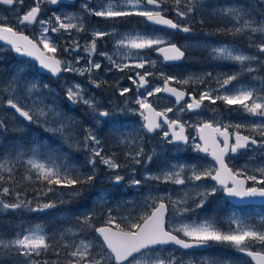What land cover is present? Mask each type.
<instances>
[{"label": "snow or ice", "instance_id": "6c2138e0", "mask_svg": "<svg viewBox=\"0 0 264 264\" xmlns=\"http://www.w3.org/2000/svg\"><path fill=\"white\" fill-rule=\"evenodd\" d=\"M168 2L169 0H107V3L92 7L90 0H84L81 8L89 16L115 20L137 15L156 25L192 33V27L183 22L194 17L201 10L202 0H174L175 7H164ZM23 3L24 0H0V6L16 9L13 15L17 17L15 25L11 23L9 17L0 18V41H5L7 45H10V50L16 54L34 58V61L39 63L41 70H47L53 76L63 72L75 73L79 76L88 74L90 83L99 88L101 84L93 79V75L101 69L102 65L94 61L93 54L97 52V41L108 36L113 38L119 36V38H115L118 59H114L108 53H100L111 65V68L106 69L108 71L115 69L122 72L128 69H145L146 65H155L156 61L142 55V50L155 49L163 55L165 61L174 62L185 58L186 50H182V47L165 41L159 36L140 33L120 35L115 33V30L105 32L93 29L92 39L84 45H81L76 37H72L66 42L67 46L62 47V51L67 56L71 57L75 54V61L59 59L56 54L61 50V45L56 43L54 34H68L71 37L73 31L77 34L86 32L82 16L54 12L48 19L40 18L42 5H59L61 0H34V5L20 15L18 9L23 7ZM260 3H264V0H260ZM170 10L179 17V22L166 18L165 13ZM213 15L229 22V27L217 28V34L236 36L247 33L249 47L254 48L256 54H245L239 48L230 45L210 46L207 51L213 60L235 62L241 68L240 71L232 74L217 73L214 77L217 88H206L200 92L198 99L191 93L172 87L171 83L188 85L196 80L203 83L206 78H212V73H205L201 77L190 76L184 80H177L176 77L161 72L159 75L163 79V85L156 86L151 91L147 90L149 87L148 77L153 76L154 73L144 71L141 74L137 71L135 76L129 75L128 79L133 85H136L135 104L138 107L128 109V111L138 113L143 121L131 133H121L120 128L115 127L116 121L113 114L106 109H99L94 97L86 96L85 89L81 84L68 85L66 96L70 103L86 105L98 125L113 124L112 135L118 144L126 146L127 150L123 152V155L129 163L124 165L119 163L115 153L106 155L103 142L90 127L85 128L83 140L77 141V146L82 147L88 153L87 164L91 168L90 174L79 173L77 169L69 168L66 162L51 153L46 157H41L38 146L31 149L32 155L27 159H24V153L19 152L14 157L10 155L0 157V210L28 209L32 212H45L55 209L57 202L65 203L62 198L64 195L76 196L79 194L75 190V186L91 185L95 181L97 163H99L113 173L109 179L114 184H119L125 179L124 176L118 174L123 167H128L132 173L133 178L130 180L132 187H139L142 183L155 182L157 187L150 190L149 194L143 198L144 206L150 211H145L138 217L131 215L120 217L121 221L127 222L122 226V223L118 222V218L112 215L113 210L109 209L106 226L94 229L97 236L93 240L80 239L79 242L75 240L78 232L84 233L92 230V213L77 217L78 227L64 229L58 237L49 235L40 224L30 225L28 228H22L21 232L17 233L13 239H5L0 236V251L14 250L19 264H184V261L176 257L175 254L163 256L156 249L160 246L175 245L180 249L188 250L205 248L210 243H218L230 245L239 253L250 257L252 261H255V264H264V250H251L253 244L264 248V222L258 226L233 216L229 218V229L224 231L211 219L198 222H183L182 219L183 214L204 207L207 198L218 191H223L228 197L240 200L264 198V179H258L256 175H249L243 169L233 171L225 163V155L229 152L235 154L240 150L247 149L250 145L264 148V81L259 88L234 84L244 74L251 75L258 70H264V60L260 59L264 56V19L257 20L251 12L235 5L216 6ZM200 23L203 25V19L200 20ZM36 24H39V34L35 40L24 35L22 31H17V28ZM208 34L211 35V33ZM257 37L260 38L259 42H257ZM165 44L167 46H162ZM40 45L43 46L42 49ZM81 48L86 53L85 57L79 55ZM121 49L126 50L122 56L120 55ZM81 59H86V64L77 67ZM253 63L259 68L251 67L250 65ZM246 64L249 66L245 67ZM257 79L261 78L252 76V80ZM46 89H48L47 84L41 86L38 82L30 81L22 83L19 77L13 76L6 84L0 85V110H14L13 115L18 114L29 123L42 121L44 124H48L51 116L59 120V125L48 130L63 134L71 121L65 122L61 119L62 114L56 110L55 106L44 102L45 98L42 93ZM140 89L145 91L141 92ZM118 91L119 95L124 97L130 93L131 89L123 87L118 88ZM159 93H168L175 97L177 106L175 110L178 113L193 112L198 115L197 110L204 106V101L207 100L211 104L223 101L227 106H239L249 116L260 117L262 122L251 125L242 123L233 125L222 124L217 118L212 121L201 120L188 124L187 121L181 122L179 117L170 119L168 113L173 112L174 108L157 111L149 101L150 97ZM186 95L191 96V102L185 105L182 102ZM5 96L7 97L6 101ZM29 99L32 100L31 104L27 103ZM125 103H130V101L126 99ZM3 127L4 121L0 120V128ZM186 127L196 128L199 140L202 142L196 143V138L193 137L191 144L193 150L210 153L218 167L201 169L198 164H173L155 174L145 170L143 180L136 179L135 166L142 163L149 164L155 154L154 152H145L144 136L141 133L146 135L160 130L162 142L175 143L177 146L182 142L184 145H188L189 137L185 134ZM233 127L236 131L230 133L229 129ZM242 128L248 129L251 135H243L240 131ZM257 136L259 139L256 138ZM233 137L234 142H230ZM145 157H147L146 160ZM18 166L24 169L21 182L27 181L41 185L43 190L36 192L37 201L42 197H47L49 193H55L57 186L71 189V191L60 193L47 203L37 202L35 207H32V200L21 199L22 193L15 191L17 184L15 172ZM255 171L264 176V168H257ZM4 173H7V178ZM186 173L190 174L186 175ZM241 176L244 178L241 179ZM206 178H210L215 183L211 186H204L202 182ZM247 181L252 182L251 187L246 186ZM169 183L179 186L190 184L191 187H183V195L179 199H174L169 192H161L159 188L160 184ZM180 191L181 189H176L175 194L178 195ZM14 192L16 202L5 203L3 197L12 195ZM154 192L157 194H153ZM192 192H195V197L191 195ZM169 210L177 218V223L172 227L169 226V221L166 218V213ZM232 225L235 227L233 228ZM69 234L73 236L70 243L66 242V237ZM49 241H54V243ZM66 249L71 250L66 251ZM50 250H54L57 256L56 260L34 259V257L48 254ZM187 264H192V261H188ZM201 264H218V262L204 260ZM223 264H231V261H224Z\"/></svg>", "mask_w": 264, "mask_h": 264}, {"label": "rangeland", "instance_id": "374dc122", "mask_svg": "<svg viewBox=\"0 0 264 264\" xmlns=\"http://www.w3.org/2000/svg\"><path fill=\"white\" fill-rule=\"evenodd\" d=\"M100 1H103V3H107V0H99L97 2V5L100 4ZM202 1H208V0H202ZM227 1V6L228 5H235V6H239L242 3V0H226ZM245 1V0H244ZM248 1V6L251 7L254 5L253 0H247ZM264 4V3H263ZM34 5V0H24L23 3V10L22 8H19V14L22 13V11H26L28 8H30L31 6ZM167 5L169 6V8L175 7L174 5V0H169V2L167 3ZM16 9H8V8H3L0 7V18L3 17H9L11 20V23L13 25H15L16 23V19L17 17L15 15H13V12H15ZM63 13L65 15L70 14L71 12H69L66 9H61L59 11H54L52 10V7L50 6V4H44L42 5V12L40 15L41 19H48L49 17H52L53 13ZM169 12H174V11H169ZM174 15L176 16L175 12ZM264 15V14H263ZM132 16H137V15H132ZM131 16V17H132ZM177 17V16H176ZM179 18V17H177ZM128 19V18H127ZM189 22H193L194 21V17H191L188 19ZM127 21V20H126ZM128 28L131 27H135L132 23V21L128 20ZM55 23V21L53 20V24ZM138 24L139 21L137 22ZM32 26H28L25 28H31ZM144 28L148 29L149 31H151V33H147V32H142L139 29H131L129 31H115V33H118L120 35H124L127 33H131L133 35L140 33V34H148V35H152V36H159L161 38H163L165 41H169L171 35L169 33H167L166 31H161L156 33V32H152V31H156L154 28H147L144 26ZM100 29V28H99ZM114 29H100V31H105V32H111ZM39 34V24L33 25V27L30 29V36H32L34 39L37 38ZM55 36V40L56 43L61 45V50H59L58 52H62V60H68L71 59L73 61H75V54H73L71 57L67 56V54H65L62 51V47L63 46H67L66 42L68 40H70L72 37H76V36H69L68 34H64V35H60V34H54ZM78 39V37H76ZM115 38H119V36H116ZM115 38H113L112 36H110V41H111V47H109V43L107 41H105L103 43V45L99 46L97 48V52H96V56L97 59L94 57L93 54V59L95 62H99L101 63L102 67L101 69L97 70L95 72V74L93 75V79H95L98 82H102L104 79V74H110L111 72L106 70L111 68V65L109 63V61L107 59H105V57L101 56L100 53H108L109 55H112L114 59H118V57L116 56L117 53V49L115 46ZM79 41V39H78ZM41 48H43L42 45H40ZM149 53H147V50H142V55H146L149 59L156 61L155 65H146L145 67V71H149L154 73V76L158 77L155 78L153 82H151L150 86L147 88L148 91H151L152 88L156 87V86H162V82L163 79L160 77V73L163 72L166 75H170L173 77H176L177 80H184L188 77H199L198 73L194 70H186L184 72L181 73V75L179 73H177L175 70L172 69H168L166 68L164 65L161 64V58L158 55L152 54L153 49H148ZM124 49L120 50V55H124L125 54ZM10 52V54L8 53ZM152 52V53H151ZM79 55L81 57H85V52L83 50H79ZM0 61L5 62V66H1L0 68V85H4L6 84L13 76H17L20 78L21 82L23 83L24 81H30V82H38L41 86L47 84L48 85V89L44 90L42 95L45 96V91H49L50 89V84L54 85L55 87H57V91L54 93L52 92L50 97L51 98H55V100L57 99L58 102L60 103V101H62L61 103H63V108L62 107H57L56 110L58 112H60L61 115V119L65 120V122L71 121V126L69 127V131L68 129H66L67 131H65L63 134L59 133V132H53V131H49V128H56L59 125V120H56L53 117H49V123L48 124H44L42 121L39 122H35L34 124L39 125L41 128H43L45 131H49L51 133L61 136H65L64 138L69 139V138H73L79 141H82L84 136H85V128H93V130L96 132L98 138L103 142V147H104V151L106 155H110L112 153H114L115 149L112 146H115L116 139L115 137L112 135V128H113V124L112 123H108V124H96L95 120L93 119V116L90 112V110L88 109V107L86 105H84L83 103H76V104H72L67 100V96H66V89L68 87V85H71L73 83H79L83 86V88L85 89V94L88 97H94L95 101L98 104V108L101 110H108L109 112H111L114 116V113H120V115H124L126 117V119H124V121H127L124 125L123 129H120L121 133L123 132L124 134H128L131 133L135 128L139 127L140 124L143 123L142 118L140 117V115L136 112L133 111H128V109H135L138 107V105L135 104V98H136V85L133 86H128V85H116V86H104V87H95L93 84L90 83L89 81V76L88 74H85L84 76H79L75 73H67L65 75H63L61 78H58V80L54 81L52 80L53 78L48 76L47 79H43L40 78V73L37 70L36 64L32 61H30L29 59H20V58H16L9 47L7 46H3L0 45ZM124 62V61H122ZM189 62V61H187ZM86 64V59H81L80 64L77 65V67L80 66H84ZM151 68V69H150ZM129 70V69H128ZM127 71V70H125ZM122 71V72H125ZM199 80H196V82L194 83H190L188 85H182L180 84V87L186 86V87H191L193 89L198 88V90L200 91H204L206 88H212V89H216L217 87H209V86H201L199 87ZM109 87V92L106 90ZM123 87H129L131 89L130 93H128L126 96L122 97L119 95V91L118 88H123ZM260 87V86H259ZM257 87V88H259ZM141 92H144V89H140ZM58 92L60 93V95L62 96L61 98H57ZM101 92V93H100ZM109 93H112L113 95L111 96ZM146 94V93H145ZM219 94V93H217ZM45 98V97H44ZM112 98H114L115 100H113ZM5 101L7 99V97H4ZM129 100L130 103H125V101ZM149 101L160 111H163L165 108H174L173 111V117L177 118L180 117V120L183 121H187L188 124H193V123H197L198 121L201 120H215V119H219L220 122L222 124H237V123H242V124H248L251 125L253 123L259 124L262 122L260 117H253V116H249L247 113H245L243 111L242 108H239V106H227L223 103V101H217L215 104H211L210 107H204L202 109L199 110L198 115L197 114H193L190 112H185V113H178L175 109L177 106H175L174 102L167 97H164L161 93L156 94L153 97L149 98ZM44 102L47 103L46 99H44ZM57 102V103H58ZM27 103L31 104L32 100L29 99L27 100ZM210 103V102H209ZM185 105L187 104L184 103ZM49 105H53L56 106L58 104L53 103V104H49ZM66 105H70L71 107H74L73 110L76 111H70L68 109H66ZM231 107V110H229V108ZM85 109V110H84ZM121 109H123V111H121ZM14 110L11 109H7V110H0V120L6 121L11 127L14 128H20L23 127L25 124L29 123L28 121L24 120L21 117H17V114L13 115ZM129 115H128V114ZM76 115H80L79 117H76ZM86 117H83L85 116ZM115 117V121L117 122L118 120L121 123V120L119 118ZM115 122V127L118 128L117 123ZM129 128V129H128ZM192 129V135H191V141L190 143L192 144V138L195 137L197 135H195V130L194 127H188ZM233 129H235L233 127ZM243 132H248L250 133V131L248 129H240ZM125 131V132H124ZM251 134V133H250ZM141 135L144 136L143 133H141ZM162 133L158 132L156 133L154 136L152 137H147L144 136V141L145 142H150L152 143L154 146V148L159 149L160 147H163V144H165V142H162ZM131 138V137H129ZM195 142L198 143L197 138L195 139ZM105 144L108 148H105ZM82 149V148H81ZM83 150V149H82ZM193 148L191 146V151ZM182 151H189L188 148H181L180 147V152ZM19 153H24V158H27L28 156L32 155L31 150L27 151L25 149L22 150H18ZM41 152V151H40ZM174 153H176L177 151H174ZM49 154V152H45L44 155L40 156L41 157H46ZM5 155H10V154H5ZM4 156V155H3ZM12 157H14L15 155H10ZM88 154H86V158H87ZM188 164L186 160L180 158V163H170L169 165H173V164ZM103 165H100L99 163H97V168H96V172H98V170H100V168ZM167 166L165 167V169L167 168ZM258 168H263L262 166H259ZM106 169V168H105ZM257 169V168H255ZM255 169L253 170H248V174L249 175H256L258 177V179H264V176H261V174L259 172H256ZM108 170V169H106ZM101 172L104 174V176H101V178L96 182V192L93 195L92 199L94 200V202H96L98 204V206H100L101 204H108L110 201V199L106 198V194L107 191L105 189L104 186H101L102 184H104L105 180L107 179L108 176H110L111 174H108L105 172V170H101ZM111 173V172H109ZM131 173V172H130ZM190 174V173H186ZM144 176V173H143ZM204 186H211V183H205V180L202 182ZM157 187V185L155 184V182L150 183L147 182L146 183V189L144 190V192L140 195V203L139 205H141L143 202V198L146 197L149 194V191L152 189H155ZM183 187H188L190 188L191 185H187V186H179V185H174V187H167L165 185L160 184L159 188L161 190V192L167 191L169 192V194L173 195L174 199H179L180 196L183 195ZM60 189V190H59ZM56 189V192L54 193V195H52L51 199H49L50 197H48V201L49 200H53L55 199V197L57 195H59L60 193L63 192H67V191H71V189H65V188H59ZM176 189H181V191L179 192V194H175L176 193ZM57 190H59V192H57ZM153 194H157V193H153ZM192 196H195V192L191 193ZM66 197V195H64L62 198L64 199ZM198 200V199H197ZM48 201H46L45 203H47ZM198 202V201H197ZM5 203H10V200H7ZM138 205V206H139ZM106 208H110L109 205H105ZM263 212V213H262ZM6 213H2V215H4ZM115 215L118 216V220L120 217H123V214H119L118 211H116L114 213ZM263 214V215H262ZM50 217L53 219L56 218H60V217H67L68 211L66 209H51L50 213H49ZM236 216L238 218H242L244 221H246L249 224H254V225H260L262 222H264V210H258L255 208H247L245 209L244 213L242 214L241 210L236 211L233 210L232 212H227L226 214L223 215L222 221L224 222L223 225H220L217 223V219H215V222L217 224L218 227H220L222 230L227 231L229 229V218ZM183 222H198V221H202V220H206V219H197V218H192V217H187V216H183L182 217ZM167 220L169 221V226H175V224L177 223V218L173 216L171 210H170V214L168 215ZM213 220V219H211ZM36 224H40L42 225L45 229V225L42 222V220H21V219H11L8 220L7 224H6V228H7V232L5 234H0V236L4 237L5 239H13L15 238L16 234L21 232L22 228H28L30 225H36ZM232 227L234 228L235 225H232ZM47 230V229H46ZM80 239H87V240H93V238H87L85 236H80L76 239V242H79ZM73 239H66V242H71ZM218 244V243H215ZM228 247H231L228 244H225ZM260 247L262 248L260 245L257 246V248ZM233 248V247H232ZM264 250V248H263ZM157 252H160L163 256H171L172 254H175L176 257L180 258L184 261V264H187L188 261H192V264H201L202 261L204 260H215L218 262V264H222V260L221 258H216V257H212L213 252L215 251V248L212 250L211 253L209 252H180V255L178 252H176L175 248L172 247H168V248H160L156 250ZM260 251V250H259ZM221 262V263H220ZM0 264H19V259L15 256H10L9 258H6V260H3L2 262H0Z\"/></svg>", "mask_w": 264, "mask_h": 264}, {"label": "flooded vegetation", "instance_id": "af4514ba", "mask_svg": "<svg viewBox=\"0 0 264 264\" xmlns=\"http://www.w3.org/2000/svg\"><path fill=\"white\" fill-rule=\"evenodd\" d=\"M99 0H90V5L92 7H96L97 6V2ZM84 2V0H65L63 2H61L59 5H51L52 10L54 11H59L61 9H66L69 12H71L72 14H76V15H80L82 16L83 19V23L85 24L86 27V32H82L77 34L75 31H73L72 36H76L79 39V43L81 45H84L86 42L90 41L92 39L91 36V32L93 29L95 30H100L102 29H114L115 31H129L131 29H139L142 32H147V33H151V31H149L148 29L144 28H151V29H155L156 31H152V32H160L161 31H166L167 33H169L171 35L170 40L168 42H171L173 44H176L178 47H182L183 50H186L185 52V58L183 59L182 62L180 63H173V64H165L163 62V58H161V64L164 65L166 68L168 69H172L175 70L177 73H179L181 75L182 72L186 70H194L198 73L199 77L203 76L205 73H212V78H206L204 80L203 83L199 84V87L201 86H209V87H217V83L215 80V76L217 73H227V74H232L233 72L236 71H240L241 66L235 62H231V61H226V60H213L209 54L207 49L210 46H219V45H230L232 47L235 48H239L241 51H243L245 54H249V55H255V49L249 47V43H248V39L247 36L248 34L245 33L243 35H236L233 36L231 34H217L216 33V29L217 28H227L229 27V22L222 20L220 17L218 16H214L213 12L216 6H227V1L226 0H208V1H202V7L201 10L197 12V14L194 16V21L193 22H189V20H185L183 23H187L189 24L193 31L192 33H184L181 31H176V30H170V29H166V28H162V27H158L156 25H154L151 22H147L146 18L141 17V16H128V17H123V18H118L115 20H110V19H105L102 17H96V16H89L87 14H85L83 12V9L81 8V4ZM254 5L249 7L248 6V1L247 0H242V3L238 6V7H243L245 9V11L251 12L252 15L257 19H264V4L260 3V0H253ZM103 3V1H100V4ZM3 8H7L6 6H0ZM164 7L169 8V6L167 4L164 5ZM22 10L24 9L23 7H21ZM25 11H22V13L20 15H22ZM166 17L172 19L174 22H179V18H177L174 15V12H167L165 13ZM128 18V19H127ZM247 18V17H245ZM203 19L204 23L203 25H201L200 20ZM127 20V21H126ZM132 21L133 25L135 27H131L128 28V22ZM139 21L140 24H138L137 22ZM33 27V26H32ZM31 27V28H32ZM31 28H17V31H22L23 33L27 34L29 37L30 36V29ZM100 28V29H99ZM208 33H211V35H209ZM33 38V37H32ZM34 39V38H33ZM259 37H257V42H259ZM35 40V39H34ZM107 41L109 43V47H111V41H110V36L105 37L104 39H101L99 41H97V48L101 45H103V43ZM166 45V44H165ZM80 50H83L82 48ZM153 52V53H152ZM151 53L155 54V49H153ZM147 53H149V50H147ZM57 58L61 59L62 57V52H58L57 54ZM86 55V53H85ZM97 54L94 53V57L97 59ZM261 60H264V56L260 57ZM189 61V62H187ZM249 65H245V67H247ZM251 67L254 68H259L258 65H256L255 63H253L252 65H250ZM151 69V68H150ZM139 71L141 72V74L145 71V69H129L125 72H121V71H117L115 69H112L110 72V74H104V79L102 82H100L101 87L104 86H116V85H128V86H133L132 82L128 79L129 75L135 76V73ZM68 72H63L58 78H61L63 75L67 74ZM252 76H256V77H260L261 79H257V80H252ZM58 78H53L52 80H58ZM155 78H158L156 76H150L148 77L149 80V86L151 84V82L154 81ZM264 78V70H258L254 73H252L251 75L249 74H244L242 75L237 81L234 82V84L240 85V84H244V85H248V86H252V87H259L262 84V81ZM173 85H176L178 87H180L179 83L173 82ZM163 85V82L162 84ZM109 87H106L108 89H106L109 92ZM184 88L186 89L187 93H191L193 94L197 99L199 98V94H200V90H198V88L196 89H192V88H186V86H184ZM101 93V92H100ZM111 96L113 95L112 93H109ZM113 100H115L114 98H112ZM174 102V101H173ZM189 103L190 101H184L182 102L184 103ZM175 104V102H174ZM211 103H209V101H204V107H210ZM176 106V104H175ZM74 108V107H72ZM201 108V109H202ZM200 110V109H199ZM199 110H197V112H199ZM193 112H190V114ZM128 114V113H127ZM173 112L168 113V117L170 119H176L173 117ZM195 114V113H193ZM129 115V114H128ZM114 116H116V118H119L121 120H118L116 123L118 125V128L123 129L124 125L127 121H124V119H126V117L124 115H120V113L115 112ZM178 118V117H177ZM180 119V117H179ZM212 121V120H210ZM181 122H184L183 120H181ZM165 130H166V126ZM129 129V128H128ZM195 133H196V128H194ZM235 131V129L230 128L229 132L233 133ZM241 131V130H240ZM125 132V131H124ZM160 132V130L156 131L154 134L152 135H147V137H152L154 136L156 133ZM123 133V132H122ZM186 134L189 137V144L188 145H182L179 144V146H177V144H163V147H160L159 149L154 148L153 144L150 142H146L145 143V147L146 150L150 151L147 153H155L153 156L152 161L145 165V164H140V165H136V172H135V178L136 179H140L143 180V173L145 172V170H147L150 173H159L162 169H165V167L170 164V163H180V158L182 159H186L189 158L188 160H192V162H188L187 163L189 165L191 164H198L201 169L203 168H215L216 165L215 163L210 160L208 158V154L207 155H202L199 152H196L194 150L191 151V135H192V129L186 127ZM248 135H251L249 133H245ZM196 135V134H195ZM146 136V135H144ZM197 138V136H196ZM257 139H259V136L256 137ZM198 141V140H197ZM230 142H234L233 138L230 140ZM199 143V142H198ZM221 146H223L221 144ZM115 151L114 153L117 155V159L118 162L121 163L122 165L129 163L128 161L125 160V157L123 155V152L127 150L125 145H121L118 143H115V146H112ZM180 147L181 148H188L189 151H182L180 152ZM105 148H108L105 144ZM177 151L176 153L173 152ZM147 159V157H145V160ZM225 162L228 165L229 168L233 169V171L237 170V169H243L246 170L247 174H248V170H254L255 168H258L259 166H262L264 168V148H258L255 147L253 145H250V147H248L247 149H243L240 150L238 153H227L226 157H225ZM101 170H105L106 173L111 174L110 176L113 175V173H109V170H106L104 166H102L100 168V170H98L97 172V181L101 178V176H104V174L101 172ZM214 173V172H213ZM120 175L124 176L125 179L122 181L124 182V184H122V187L126 188V190H124L125 192L129 193L130 195L132 193H135L136 196L137 195H141L144 192V189L146 188V183H142L141 186L139 187H132L130 186V180L133 178L132 173H130V169L128 167H123L119 170ZM107 177V179L105 180L104 183H107L110 181L109 177ZM243 177V176H241ZM205 183H211L214 184L215 182L211 181L210 178H206L204 179ZM153 183V182H150ZM200 183V182H197ZM164 185V184H162ZM246 186L251 187L252 186V182L251 181H247L246 182ZM217 194L220 195L223 198V202L220 203L222 210L219 209V207L217 206V208L215 209L216 205L218 204L219 200L217 199ZM195 197V196H193ZM198 201V200H197ZM247 208H255V209H263L262 205H255V204H242V205H235L232 204L231 202L227 201L224 196L222 195V191H218L215 195H211V197L207 198V202L204 205L203 209L206 212H213L215 210H219L222 214H226L227 212H232L233 210L239 211L241 210V212L245 211V209ZM199 219H213L215 221V218H199ZM212 250L215 248V244L212 243ZM159 249V248H157ZM156 249V250H157ZM253 251H262L263 248H256V249H251ZM177 252L180 255V250L177 249ZM180 258V256H179ZM233 263V260H231V264ZM252 264V263H251Z\"/></svg>", "mask_w": 264, "mask_h": 264}, {"label": "trees", "instance_id": "16d2710c", "mask_svg": "<svg viewBox=\"0 0 264 264\" xmlns=\"http://www.w3.org/2000/svg\"><path fill=\"white\" fill-rule=\"evenodd\" d=\"M10 54V52H8ZM1 66H5V62L0 61V68ZM48 76L44 74H40V78L47 79ZM264 80V78H263ZM49 91H45V99L47 101V104H53L56 103L58 105L57 107L63 108V103L55 98H51L50 95L52 92L57 91V87L50 84ZM261 87V86H260ZM191 88V87H186ZM193 89V88H192ZM62 96L58 92L57 98H61ZM58 102V103H57ZM66 109L70 111H76L73 110L70 105H66ZM85 110V109H84ZM80 115H76V117H79ZM83 117H86L83 116ZM71 124L69 125V127ZM69 127L66 129L69 130ZM72 127V126H71ZM67 131V130H65ZM64 131V132H65ZM71 131V130H69ZM144 134V133H143ZM145 135V134H144ZM65 136L56 135L54 133H51L49 131H45L43 128H41L39 125L34 123H27L23 127L20 128H14L11 127L6 121H4V127L0 128V157H2L5 154L10 155H16L18 153V150L25 149L27 151L31 150L34 147H39L41 156L44 155V153L47 151L51 153L53 156L59 157L61 161H64L67 163L69 168H75L78 170L79 173L83 174H90L91 168L87 164V158L86 154H88L85 150H82V147L77 146V137L76 139L64 138ZM145 141L143 140L144 149L145 152H150L146 150L145 147ZM66 157V161H65ZM27 159V158H24ZM189 158H186L185 160L188 162H192V160H188ZM74 175L76 173H73ZM5 177L7 178V173H4ZM24 175V169L23 167H17L15 172V178L17 181L15 191H19L22 193L21 199L26 200H32L33 204L32 207H35L37 202H43L45 203L49 199H51L52 195L54 193H49L47 197H42L39 201L36 200V192L38 190L42 191L41 185L39 183H29L27 181L21 182L22 177ZM97 182V172H96V179L91 185H77L75 186V190L79 193L76 196H68L63 199L65 203H59L57 202V207L55 209H66L68 211L67 217H60L53 219L50 217L49 213L50 210H46L45 212H32L28 209H18V210H0V234H5L8 230L6 228V224L8 220L11 219H21V220H35L40 219L44 223L47 232L49 235H55L58 237L59 233L62 232L64 229H67L69 227H73L74 229L77 226V217H82L84 215H87L89 213H92L93 220H92V230L85 231L84 233H77L75 240L80 236H85L87 238H93L96 237L94 233L95 227L101 224H106L107 214L108 210L112 209V215L116 216L114 213L118 211L119 214H123V217H127L129 215L133 217H138L142 215L145 211H150V209H147L144 204L140 203V195H137L135 193H132L131 195L124 190L126 188L122 187V184L124 182H121L119 184H114L111 181L102 184L101 186H104L107 191L106 198L110 199L108 204H101L98 206L96 202L92 199L93 195L96 192V183ZM167 187H174L173 184H164ZM61 188L60 186H57L56 189ZM146 189V188H145ZM144 189V190H145ZM60 190V189H59ZM57 190V192H59ZM216 194V193H215ZM214 194V195H215ZM217 199L219 200L218 204L216 205L219 209L222 210V207L220 205L221 202H223V198L217 194ZM211 197V196H209ZM4 202L7 200H10V203L16 202V196L15 192L12 195L3 197ZM105 205H109L110 208H106ZM139 205V206H138ZM214 210L213 212H206L203 207L194 210L191 213H185L183 216L192 217V218H215L217 219V223L220 225H223L224 222L222 221L223 215L219 210ZM264 209V206H263ZM2 213H6L2 215ZM244 212L242 211V214ZM170 214V211H169ZM263 215V214H262ZM118 222L122 223V226L124 223H127L126 221H121L120 219ZM73 239L72 235H68L66 239ZM50 243H54V241H49ZM258 244L251 245V249H256ZM71 249H66V251H70ZM208 252H211V249H208ZM15 251H0V262L3 260H6V258H9L10 256H15ZM212 257H218L221 258L222 264L224 261H230L233 260L232 264H251V262L244 256L241 255L239 252H237L236 249L232 247H228L225 244H215V251L212 254ZM34 259H40V260H56L57 256L55 255L54 250H50L48 254L42 255L41 257H34ZM221 263V262H220Z\"/></svg>", "mask_w": 264, "mask_h": 264}, {"label": "water", "instance_id": "95a60500", "mask_svg": "<svg viewBox=\"0 0 264 264\" xmlns=\"http://www.w3.org/2000/svg\"><path fill=\"white\" fill-rule=\"evenodd\" d=\"M63 1H65V0H61V2H63ZM166 18H168V17H166ZM168 19H170V18H168ZM154 25H156V24H154ZM156 26L163 27V28H168L167 26H163V25H156ZM168 29H171V28H168ZM173 30H175V29H173ZM176 31H177V30H176ZM23 34L26 35L25 33H23ZM27 36H28V35H27ZM28 37H29V36H28ZM29 38H30V37H29ZM30 39H32V38H30ZM0 45H6V46H9V47H10V45H7L5 41H0ZM162 46H167V44H166V45H162ZM41 49H42V48H41ZM182 50H183V49H182ZM11 51H12V50H11ZM12 52L15 54L16 57L29 59L30 61L36 63V65H37V69H38V71H39L40 73L50 75V76L53 77V78H56V77H58V76L60 75V74H59V75H57V76H53V75H52L50 72H48L47 70H41V68H40V66H39V63L36 62V61H34V58L24 57V56H21V55L16 54L14 51H12ZM156 53H158V55H160V56L163 57V55H162L161 53H159V52H157V51H156ZM182 60H183V59H182ZM182 60L172 62V61H165V60L163 59V62H164L165 64H172V63H179V62H181ZM171 86H172V87H175V88H178V89H180V90H182V91H184V92L187 93V91H186L185 89H183V88H179L178 86H176V85H172V84H171ZM161 94H162L163 96L167 97V98L172 99V100L175 102V104H176V101H175V97H174V96H171V95L168 94V93H161ZM192 96H194V95L192 94ZM187 99H189V100L191 101V96L186 95L184 101H186ZM184 101H183V102H184ZM153 107H154V106H153ZM155 109H156V108H155ZM156 110L159 111L158 109H156ZM17 116H18V114H17ZM18 117H19V116H18ZM165 126H166V125H165ZM154 133H155V132H154ZM154 133H149V135H152V134H154ZM185 134H186V128H185ZM242 134H243V133H242ZM196 135H197V140H198V142H199V143H202V142L199 140V136H198L197 131H196ZM243 135H245V134H243ZM186 136H187V134H186ZM221 140H222V138H221ZM233 140H234V137H233ZM180 144H183V143L181 142ZM253 146L257 147L256 145H253ZM199 153L202 154V155H207V154H208V158H209L210 160H212V161L215 163L216 167H218V165L216 164V161L214 160V158L211 156L210 153H202V152H199ZM226 155H227V154H226ZM226 155H225V157H226ZM225 163H226V162H225ZM213 174H214V173H213ZM240 178L243 179L244 177H240ZM210 180H211V179H210ZM211 181H212V180H211ZM213 182H214V181H213ZM222 195L224 196V198H225L227 201H229V202H231L232 204H235V205H242V204L263 205V204H264V198H253V199H247V200H240V199H238V198L228 197L226 194L223 193V191H222ZM167 214H168V213H166V218H167ZM103 226H106V224H101V225H98L97 227H103ZM97 227H95V228H97ZM94 233H95V232H94ZM95 236H97L96 233H95ZM101 240H102V238H101ZM210 245H211V244H209V245H208L207 247H205V248L188 249V250L180 249L179 246H175V245H165V246H160V247L173 246V247H175L176 249L181 250V251H193V250H203V249H207V248L210 247ZM243 255H244V254H243ZM246 257H247V256H246ZM248 258L251 260L250 257H248ZM251 262H252L253 264H255V261H252V260H251Z\"/></svg>", "mask_w": 264, "mask_h": 264}, {"label": "bare ground", "instance_id": "6f19581e", "mask_svg": "<svg viewBox=\"0 0 264 264\" xmlns=\"http://www.w3.org/2000/svg\"><path fill=\"white\" fill-rule=\"evenodd\" d=\"M251 12H252V11H251ZM158 27H159V26H158ZM162 28H163V27H162ZM166 29H168V28H166ZM170 30H173V29H170ZM155 53H156V50H155ZM156 54L158 55V53H156ZM159 56H160V55H159ZM160 57H162V56H160ZM162 58H163V57H162ZM182 61H183V60H182ZM182 61H181V62H182ZM179 63H180V62H179ZM172 64H173V63H172ZM235 131H236V129H235ZM235 131H234V132H235ZM263 206H264V204L262 205V207H263Z\"/></svg>", "mask_w": 264, "mask_h": 264}]
</instances>
